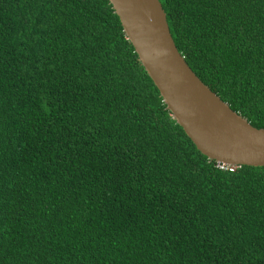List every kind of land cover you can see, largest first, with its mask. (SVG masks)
Masks as SVG:
<instances>
[{
    "label": "trees",
    "instance_id": "obj_1",
    "mask_svg": "<svg viewBox=\"0 0 264 264\" xmlns=\"http://www.w3.org/2000/svg\"><path fill=\"white\" fill-rule=\"evenodd\" d=\"M159 1L264 128V0ZM0 264H264V166L197 150L109 0H0Z\"/></svg>",
    "mask_w": 264,
    "mask_h": 264
},
{
    "label": "water",
    "instance_id": "obj_2",
    "mask_svg": "<svg viewBox=\"0 0 264 264\" xmlns=\"http://www.w3.org/2000/svg\"><path fill=\"white\" fill-rule=\"evenodd\" d=\"M127 40L197 150L226 165L264 166V128L235 112L178 51L159 0H109Z\"/></svg>",
    "mask_w": 264,
    "mask_h": 264
},
{
    "label": "built area",
    "instance_id": "obj_3",
    "mask_svg": "<svg viewBox=\"0 0 264 264\" xmlns=\"http://www.w3.org/2000/svg\"><path fill=\"white\" fill-rule=\"evenodd\" d=\"M216 166L220 169H228L230 171L233 170V166L225 165V164L219 163V162L216 163Z\"/></svg>",
    "mask_w": 264,
    "mask_h": 264
},
{
    "label": "clouds",
    "instance_id": "obj_4",
    "mask_svg": "<svg viewBox=\"0 0 264 264\" xmlns=\"http://www.w3.org/2000/svg\"><path fill=\"white\" fill-rule=\"evenodd\" d=\"M217 163V162H216ZM220 163V162H219ZM224 164V163H223ZM226 165V164H225ZM229 166H233V167H238V166H236V165H229ZM224 170V169H223ZM228 170V169H227Z\"/></svg>",
    "mask_w": 264,
    "mask_h": 264
}]
</instances>
